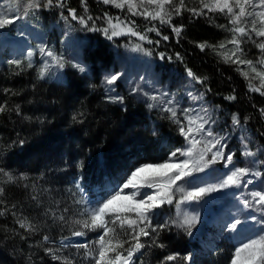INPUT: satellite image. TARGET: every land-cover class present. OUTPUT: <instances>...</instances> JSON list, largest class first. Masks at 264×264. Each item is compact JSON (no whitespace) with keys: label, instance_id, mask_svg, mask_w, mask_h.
<instances>
[{"label":"rangeland","instance_id":"obj_1","mask_svg":"<svg viewBox=\"0 0 264 264\" xmlns=\"http://www.w3.org/2000/svg\"><path fill=\"white\" fill-rule=\"evenodd\" d=\"M105 1L129 20L114 25L119 40L114 59L97 71L105 98L120 104L123 95L133 96L147 114L172 122L180 143L166 148L160 159L142 156L120 185L105 182L90 189L66 171L58 175L54 167L41 179L34 176V182L41 180L33 185L39 194L35 210H40L35 219H49L57 235L70 233L55 240L44 236L45 252L64 264H133L146 237L171 227L185 228L197 243L188 264H196V256L206 258L220 240L230 245L228 264H264V145L246 117L213 105L189 75L163 64L150 40L132 26V20L159 21L178 40L182 27L163 17L174 5L209 18L221 33L207 50L264 92V63L254 52L264 45V0ZM47 3L54 10L52 1ZM215 12L229 14V29L212 19ZM86 43L67 15L44 14L36 0H0V66L24 63L28 70L34 65L38 81L61 83L68 63L91 77L82 56ZM1 167L0 188L12 176ZM14 219L25 218L14 212ZM114 244L121 248L110 261ZM167 256L176 263L182 258L175 252Z\"/></svg>","mask_w":264,"mask_h":264},{"label":"trees","instance_id":"obj_2","mask_svg":"<svg viewBox=\"0 0 264 264\" xmlns=\"http://www.w3.org/2000/svg\"><path fill=\"white\" fill-rule=\"evenodd\" d=\"M47 1L36 0L42 13L67 15L87 39L82 56L93 76L81 75L66 63L63 82L54 83L38 81L34 65L28 70L24 63L0 66V165L12 175L0 188V264H64L49 258L41 240L69 233L57 235L49 219H35L40 210H35L34 197L38 199L39 194L33 185L41 180L34 182V176L41 179L54 167L58 175L62 174L59 170L66 171L88 188H100L106 181L119 184L142 156L160 159L166 148L180 143L174 124L165 116L147 114L144 104L133 96L123 95L120 104L105 98L97 71L112 63L119 41L113 27L122 20L129 23L126 15L105 0H85L84 6L82 0H51L54 10L46 8ZM173 10L163 17L182 27L178 40L159 21L132 20L133 29L150 40L151 51L163 64L189 75L213 105L246 117L257 141L264 145L263 90L207 50L221 33L209 18L189 15L175 5ZM211 16L224 29L230 28L227 12ZM260 45L254 52L264 63V45ZM14 212L25 219L17 222ZM139 247L141 253L133 264H188L193 251L197 252V243L185 228L161 230ZM120 248L110 245V261ZM174 252L182 256L178 263L167 260ZM230 257V245L220 240L206 258L196 256L195 263L228 264Z\"/></svg>","mask_w":264,"mask_h":264},{"label":"bare ground","instance_id":"obj_3","mask_svg":"<svg viewBox=\"0 0 264 264\" xmlns=\"http://www.w3.org/2000/svg\"><path fill=\"white\" fill-rule=\"evenodd\" d=\"M7 68V67H6ZM6 70V69H5ZM147 117V116H146ZM156 126V125H155ZM158 141V140H157ZM134 161V160H133ZM124 174V173H123ZM135 175V174H134ZM204 245V244H203ZM200 248V247H199ZM207 253V252H206Z\"/></svg>","mask_w":264,"mask_h":264}]
</instances>
